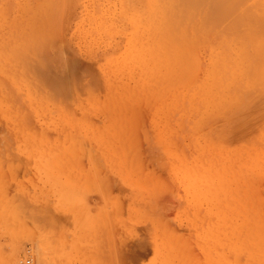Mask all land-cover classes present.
<instances>
[{
    "label": "rangeland",
    "instance_id": "obj_1",
    "mask_svg": "<svg viewBox=\"0 0 264 264\" xmlns=\"http://www.w3.org/2000/svg\"><path fill=\"white\" fill-rule=\"evenodd\" d=\"M228 1L178 0V29L203 48L192 78L184 66L156 84L126 67L127 10L149 15L154 0H0V264H174L175 249L202 264L209 172L227 218L264 217V160L250 162L264 140V0ZM157 8L142 21L173 23ZM222 42L240 72L222 74ZM103 77L122 81L120 99Z\"/></svg>",
    "mask_w": 264,
    "mask_h": 264
},
{
    "label": "bare ground",
    "instance_id": "obj_2",
    "mask_svg": "<svg viewBox=\"0 0 264 264\" xmlns=\"http://www.w3.org/2000/svg\"><path fill=\"white\" fill-rule=\"evenodd\" d=\"M198 1L199 0H187V2H192L193 5H197ZM225 1H228V0H225ZM141 2L149 3L152 6L153 0H141ZM228 2H230V1H228ZM158 3L160 4V2H158ZM165 3L168 7V18L171 19L173 23L170 22L167 24L166 22L163 21L164 23L157 22V23L149 24V23H146V21L145 22L142 21V20H144V18L146 20H148V18H156L154 13L156 15L161 14L162 11H160L157 8V0H154L153 6H152L154 13L152 11V13L149 15H146V13L141 11V10H137L139 15H134L135 10L131 11V12L129 10H127V13L129 15H126V18L131 21V25L134 27L135 32L133 35H131V38L127 42V46L129 48V50H128V57L129 58L127 59L128 65L126 67L128 70H130V72H132L135 68H138L137 69L138 82H143L144 80H146L147 78L145 79V77H149L148 79H150L151 82L153 81L156 84L159 82H166L169 80L174 81L175 77L177 76L176 75L177 73H179L180 78H184V76H182L184 73L182 71H178V69L183 68L184 66H186V69L192 66L190 74H189V79L192 78L194 70H195V64H197V62L195 63L193 61L194 60L193 59L194 54L192 55V52H193V50H195L196 54H197V51H198L197 48H200V47L203 48V46L198 43L200 41L198 38L201 39V37H202V39H203L202 35H201V37H200V35H198L199 30H197L198 33L197 32L194 33L187 28L186 35L182 32V30H180L182 28L179 27V25L177 24L178 21L176 19L177 9H179L178 0H165ZM199 4H201V3H199ZM45 7L47 8V6H45ZM1 12H3V11H1ZM178 13L180 16H182L181 10ZM197 13H195V15ZM46 14H47V12H46ZM44 18L46 19L45 16H44ZM134 18H137V24L135 23ZM193 18H192V20H190L191 22H195V20L193 21ZM197 18H200V17H197ZM194 19H196V17ZM200 21H202V20H200ZM196 22H197V20H196ZM198 22L196 24H198ZM46 24H47V22H46ZM140 27H141V30L143 32L140 31ZM181 27H182V25H181ZM190 27H192V26L190 25ZM178 28H180V29H178ZM201 33L203 34L202 31H201ZM204 34L207 35V33H204ZM146 36L150 37L149 40L151 42L147 41ZM208 39H209V35H208ZM202 41L203 42L205 41V43H206L208 40H201V42ZM211 41H213V40H211ZM223 42H224V40H223ZM223 42L221 43L222 45L216 44V48H213V53L216 55V57L219 59L220 64L223 66V73L222 74H224L225 76H228L231 73L234 74V72H232V69H233V71H234V69H236V70H239V72H240L242 66L239 65L237 62L242 64V61H243L242 60L243 58L241 59L242 54L237 55V56L235 55L234 57L232 56V58H229L227 61H224L228 65H223L222 62L220 61V60H222L223 52L229 46V45L223 44ZM234 44L236 45V43H234ZM27 46H28V48L30 47L29 44ZM30 48L32 49L33 47L31 46ZM47 49H48V47H47ZM49 49H51V48H49ZM254 49H255V47H254ZM238 50H239V48H238ZM256 50L259 52H262L264 50V45L262 42L257 43ZM227 51H228V49H227ZM11 53H12V51H11ZM231 53H232V51H231ZM21 56H23L22 53H21ZM58 56H60V55H58ZM230 61H235V63L231 64ZM1 62H3V60ZM34 62H35V60H34ZM229 64L232 66H230ZM251 66H252V64H251ZM176 69H177V71H176ZM255 69H253V70H255ZM219 71H220L219 66H217L216 73L212 74V76H214V77L218 76ZM255 73H253V71L251 72V74H255ZM242 74H243V72H242ZM246 74H248V73H246ZM186 75H187V71H186ZM103 78L101 79V82L104 85L103 88H105L104 94H107L109 96L119 95V96H117V98L120 99V97H121L120 93L121 92L114 94L120 90L113 88V86L122 83V81H120L119 79H116V80L112 79V80L108 81L107 77L104 79ZM239 78H241V77H239ZM256 78H257V76L254 78L253 81H255ZM170 83H171V81H169V84ZM169 84H168V86H169ZM122 85H124V84H122ZM175 86H174V88H175ZM188 87H189V85H188ZM126 88L127 87H124L123 89H126ZM206 88H207V86H206ZM170 89H171V87L169 86V91H170ZM171 91H172V89H171ZM210 91H212V90H210ZM101 92H103V91H101ZM144 92H146V91H144ZM179 93H176V94H179ZM190 96H192V95H190ZM5 97H7V95ZM224 98H226V97H224ZM9 101H12V100H9ZM114 101H115V99H114ZM110 102H112V101H110ZM100 106H102V105H100ZM110 107H111V105H110ZM122 108L128 109L129 107L128 106H126V107L122 106ZM122 111H123V109H122ZM256 130H257V128H256ZM252 140H253V138H252ZM220 156H221L220 158L223 159L222 153L220 154ZM231 159L237 161L238 156L232 157ZM242 160H243V158H242ZM262 160H264V140L261 141V143L255 145L254 147H252L250 149V162L252 164L251 167L256 168V166L260 165V162ZM243 162H245V161H243ZM213 178H216L215 173L210 174V172H209V174L207 173L205 175V178L203 177V179H202V186H203L202 194L204 193L208 197L210 203L212 205H214L213 207L216 209V211H213V212L216 215V217L215 216L214 217L217 219L215 221L217 224H214L215 222L211 221L212 217L209 216V218L206 217L208 222H204L202 225V227H203L202 228V239L200 240V242H201V245L203 248V253H204L203 258L204 259L202 258L203 262H200V263H202V264L203 263H205V264H264V217L261 218L257 213H255L254 211H252L250 209L251 211H249V217H248V223L247 224H243V222L240 223L241 212L239 213V211L237 212L239 214H233V220H230L229 218H227V209L222 207L220 204V201H219V192H220L219 191V184H220L219 182L220 181L215 184ZM219 180H221V179L219 178ZM222 184L224 185V181L222 182ZM251 195H253V194H251ZM234 200H237V195L234 196ZM177 244H178V242H177ZM181 247H182V245H181ZM181 247H180V249H181ZM185 251H186V248H185ZM174 256H175V260L173 259L175 261L174 264H191V262L193 261L191 258H189L190 257L189 253L187 254V253L180 252L178 254L176 249L174 250ZM190 260H191V262H190Z\"/></svg>",
    "mask_w": 264,
    "mask_h": 264
}]
</instances>
